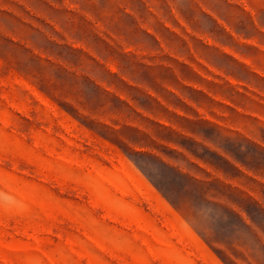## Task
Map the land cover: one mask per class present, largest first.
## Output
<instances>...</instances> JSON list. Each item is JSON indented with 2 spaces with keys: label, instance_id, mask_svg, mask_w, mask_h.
Segmentation results:
<instances>
[{
  "label": "rangeland",
  "instance_id": "374dc122",
  "mask_svg": "<svg viewBox=\"0 0 264 264\" xmlns=\"http://www.w3.org/2000/svg\"><path fill=\"white\" fill-rule=\"evenodd\" d=\"M0 264H264V0H0Z\"/></svg>",
  "mask_w": 264,
  "mask_h": 264
}]
</instances>
